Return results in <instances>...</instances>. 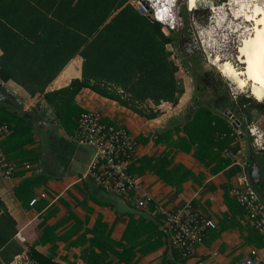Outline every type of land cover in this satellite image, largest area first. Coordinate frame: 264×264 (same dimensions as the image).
Returning a JSON list of instances; mask_svg holds the SVG:
<instances>
[{
	"label": "crops",
	"instance_id": "0c3cea01",
	"mask_svg": "<svg viewBox=\"0 0 264 264\" xmlns=\"http://www.w3.org/2000/svg\"><path fill=\"white\" fill-rule=\"evenodd\" d=\"M69 2L75 5L77 0H0V37L8 39L10 65L31 63L32 76L54 77L44 91L35 90V96L12 80H0L5 89L1 92L17 98L8 97L5 104L32 127V142L24 147L36 154L31 161L10 160L20 165H16L11 178L0 180V198L17 222V233L24 238L23 242L16 240L25 249L22 253H26L28 245H34L38 252L60 264H167L172 250L174 264H180L174 248L170 249L169 233L161 217L152 212L155 202L172 210L190 202L212 225L204 241L182 264H240L252 249L263 246V237L255 231L230 190L236 175L245 173L264 202V153L254 151L247 135L236 136L229 143V136H220L228 151L189 147L183 130L191 111L198 108L193 109L194 103L201 101L202 106L226 119L225 112L234 108V101L224 98L214 84L203 90L195 86L193 97L192 77L178 76V72L184 93L175 105L164 102L153 108L159 110L153 118L89 88L82 89L75 97L82 109L101 112L104 122L126 128L135 139L136 151L129 168L154 202L138 210L128 199L105 192L87 176L88 166L95 159L94 148L72 141L71 134L56 119L51 121L54 115L42 95L82 77L81 47L76 50L75 42L53 37L57 35L54 28L59 27L47 23L53 17L50 11L69 9ZM129 2L133 5L132 0ZM39 64L45 69L36 70ZM10 71L24 74L16 69ZM196 97L198 100L194 101ZM245 105L251 120L244 105H239L238 112L259 122L264 130V114L254 105L257 112L248 103ZM7 136L0 133V143ZM253 163L259 166L257 184L249 174ZM25 164L31 166L26 168ZM39 174L48 180L32 188L37 201L30 205L27 193L18 194V189L28 178ZM42 193L46 197H40ZM257 264H264V256Z\"/></svg>",
	"mask_w": 264,
	"mask_h": 264
},
{
	"label": "trees",
	"instance_id": "16d2710c",
	"mask_svg": "<svg viewBox=\"0 0 264 264\" xmlns=\"http://www.w3.org/2000/svg\"><path fill=\"white\" fill-rule=\"evenodd\" d=\"M227 1L211 0L216 6ZM183 4L185 5V2ZM68 7L69 9L50 11L53 17L48 19L47 23L51 27H59L54 28L57 35L53 37L62 42H75L76 50L81 47L82 77L73 79L67 87L42 92L55 119L67 133L72 134L76 129L78 117L83 109L76 103L75 97L84 88L115 100L148 118L159 114V110L153 108L161 103H178L184 93V87L176 76L177 66L170 59L166 46L171 43L178 48L187 40L191 14L185 7L180 11L183 16L187 14L184 26L169 34L163 32L161 24L137 11L129 0H77L75 5L69 2ZM196 12L197 9L193 13ZM7 41L6 36L0 37V47L3 50L0 56V80H12L31 92L32 96H35V90L44 91L54 77L32 76L30 70L34 68L30 66L31 63L12 67ZM35 68L45 69L41 64ZM11 69L24 74L16 75ZM59 69L60 66L57 71ZM202 84L200 90L208 86ZM148 103H152L153 107ZM200 103L201 101L183 125L184 141L189 147L196 146L205 151H228L227 143L222 142L220 136H229L228 143L231 142L236 137L233 126L227 116L225 119ZM245 103L254 104L248 97L239 95L238 104L241 108L245 106V113L251 120ZM254 106L264 114V104L257 103ZM0 125H6L11 132L0 143L9 161L26 162L36 158L33 151L24 147L25 143L32 142V127L27 119L15 113L9 105L2 103ZM47 180L48 177L44 174L28 178L18 189V194L26 192V200L30 202L35 198L32 188L45 184ZM16 234L17 222L0 198V264H9L16 255L25 250L16 241ZM25 252L29 260L36 264H60L50 256L38 252L34 245H28ZM174 255L179 256L182 264L185 258L175 248Z\"/></svg>",
	"mask_w": 264,
	"mask_h": 264
},
{
	"label": "built area",
	"instance_id": "2783aa9c",
	"mask_svg": "<svg viewBox=\"0 0 264 264\" xmlns=\"http://www.w3.org/2000/svg\"><path fill=\"white\" fill-rule=\"evenodd\" d=\"M145 1V5L140 0H132V3L141 14L161 24L165 34L178 31L184 26L185 19L180 12L179 0ZM188 12L193 13V9L188 8ZM166 48L170 59L177 66V72L188 74L178 48L171 43L167 44ZM181 79L183 81L182 77ZM238 96V93L232 94L231 99L235 106L228 111L227 118L237 137L247 135L251 139L254 151L264 153V130L259 122L250 121L238 112L240 111ZM253 129L256 130L255 134ZM0 133L8 135L10 130L6 125H1ZM70 139L94 148L95 159L88 166L87 176L105 192L128 199L138 210L145 209L154 202L150 193L142 189L139 178L130 171L136 141L126 128L104 122L99 111L83 109ZM25 167L29 168L30 165L25 164ZM15 169L16 164L7 159L0 146V180L11 178ZM230 194L249 217L255 231L263 237V246L260 249H252L250 255L241 260L240 264H257L260 256H264V202L245 173L236 175V183ZM40 197L44 198L46 194L42 193ZM36 201L37 197L33 198L30 204L33 205ZM152 213L161 217V223L169 233L172 247L185 259L191 255L196 245L204 241L212 225V221L200 214L190 202L173 210L160 202H155ZM15 237L19 242L24 241L19 233ZM22 262L36 264L29 260L26 253L16 255L9 264Z\"/></svg>",
	"mask_w": 264,
	"mask_h": 264
},
{
	"label": "rangeland",
	"instance_id": "374dc122",
	"mask_svg": "<svg viewBox=\"0 0 264 264\" xmlns=\"http://www.w3.org/2000/svg\"><path fill=\"white\" fill-rule=\"evenodd\" d=\"M245 1H248L249 4H253L256 1V3L264 5V0H258L259 2L257 0ZM184 2L185 5L183 4ZM180 3H182L180 4V11L184 7L188 10L187 0H180ZM238 4L233 2V0H228L226 3L216 6L212 4L211 0H196L193 12L196 9L197 12L191 13V25L187 27V45L184 47L181 45L178 46L179 54L190 75L178 73V76L188 75L192 77L191 87L193 89L198 84L201 85V82H209V85L214 84L217 88H220L221 92L219 93L228 101L232 94L238 93L251 99L254 104H264V98L261 102L254 99L250 93L249 85L243 88L242 91L239 90L231 80L221 74L220 70L212 61L219 55L221 59L230 58L231 62L238 69L242 67L236 60V47L239 46L240 41L237 42V33L233 34L232 32V26L243 22L242 18L237 20L233 17L234 12L241 10L238 9ZM186 15H182L183 19H185ZM187 80H189L188 77ZM217 83L221 84L217 85ZM193 92L194 97L197 90L194 89ZM254 104H250L248 107H252ZM257 110L252 107L253 112H257Z\"/></svg>",
	"mask_w": 264,
	"mask_h": 264
},
{
	"label": "bare ground",
	"instance_id": "6f19581e",
	"mask_svg": "<svg viewBox=\"0 0 264 264\" xmlns=\"http://www.w3.org/2000/svg\"><path fill=\"white\" fill-rule=\"evenodd\" d=\"M233 2L239 3L238 9H241L234 12L233 17L243 20L231 29L233 34L237 33V42L240 41L236 47V60L242 67L238 69L230 58L221 59L219 55L212 61L221 74L231 80L239 90L242 91L249 85L251 95L261 102L264 98V5L256 1L253 4L245 0ZM187 5L189 9H194L196 0H187Z\"/></svg>",
	"mask_w": 264,
	"mask_h": 264
},
{
	"label": "water",
	"instance_id": "95a60500",
	"mask_svg": "<svg viewBox=\"0 0 264 264\" xmlns=\"http://www.w3.org/2000/svg\"><path fill=\"white\" fill-rule=\"evenodd\" d=\"M140 2L145 5L146 4V1L145 0H140ZM182 4V3H180ZM1 90H5L4 87H2V85L0 84V104L2 103H7L8 102V97H11V98H15L17 99L14 95H12L11 93H8V95H4ZM198 98L196 97L194 99V101H197ZM198 107L197 104L194 103V106H193V109H196ZM228 110L225 112V114H228ZM47 115H49V113H47ZM51 121L52 122H55V117H51ZM249 174H250V179L252 180L253 183L257 184L259 182V179H260V173H259V166L258 164L256 163H253L251 166H250V169H249ZM169 245H170V249L172 248V244H171V240L169 238ZM167 264H174V260L172 259V250L169 252V259L167 261Z\"/></svg>",
	"mask_w": 264,
	"mask_h": 264
},
{
	"label": "flooded vegetation",
	"instance_id": "af4514ba",
	"mask_svg": "<svg viewBox=\"0 0 264 264\" xmlns=\"http://www.w3.org/2000/svg\"><path fill=\"white\" fill-rule=\"evenodd\" d=\"M181 45H182V47H184L185 45H187V42L185 41V42H183ZM202 83H204V84H206V85H209V82H201V84H202ZM199 85H200V84H198L197 86L200 87ZM202 85H203V84H202ZM197 86H196V87H197ZM212 86H213V85H212Z\"/></svg>",
	"mask_w": 264,
	"mask_h": 264
},
{
	"label": "clouds",
	"instance_id": "9594fccd",
	"mask_svg": "<svg viewBox=\"0 0 264 264\" xmlns=\"http://www.w3.org/2000/svg\"><path fill=\"white\" fill-rule=\"evenodd\" d=\"M255 131H256V130H255V129H253V133H254V134H255Z\"/></svg>",
	"mask_w": 264,
	"mask_h": 264
}]
</instances>
